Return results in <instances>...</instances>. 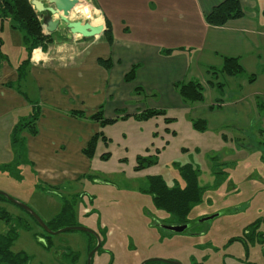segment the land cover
Listing matches in <instances>:
<instances>
[{
    "label": "rangeland",
    "instance_id": "1",
    "mask_svg": "<svg viewBox=\"0 0 264 264\" xmlns=\"http://www.w3.org/2000/svg\"><path fill=\"white\" fill-rule=\"evenodd\" d=\"M106 4L112 5L109 10H114L112 18L117 20L113 24L114 34L137 39V20L132 18L137 13L135 2L106 0ZM81 6L92 15L91 0H77L78 8L69 20L92 23L81 12ZM9 27V21L3 23L5 38L11 35L12 41L14 37L19 39V35L23 37L20 31ZM61 28L65 30L63 25ZM222 80L231 86L230 78ZM19 86L32 101L35 87L30 83ZM142 98V102L123 103L124 113H109L105 117L119 119L123 114L129 118L97 128L96 134L102 133L107 141L97 142L88 173L59 185L41 182L28 162L27 140L37 136V123V134L32 136L28 129L22 130L14 148L10 125L0 124V192L28 207L49 230L74 227L95 233L101 247L90 264H142L149 259L179 264H264V131L259 134L249 130L245 135L226 131L227 136L237 140L225 143L210 135L197 142L185 134L181 113L170 111L168 117L175 116L172 119L178 124L168 129L180 134L176 138H171V134L165 137L163 117L147 123L133 119L145 109H158L150 103H156L155 98ZM166 142L168 146L154 166L134 171L137 156H152L155 150L165 148ZM106 154L108 159L102 160L101 156ZM186 164L199 171L201 201L189 212L188 230L173 233L161 228L176 226V221L156 209L147 193V178L160 176L168 187L183 188L177 166ZM2 215H7L9 225L16 229L11 251L27 256V264H87L96 245L93 234L83 231L47 235L29 213L0 199ZM214 215L218 216L203 222ZM8 228L0 220V234Z\"/></svg>",
    "mask_w": 264,
    "mask_h": 264
},
{
    "label": "crops",
    "instance_id": "2",
    "mask_svg": "<svg viewBox=\"0 0 264 264\" xmlns=\"http://www.w3.org/2000/svg\"><path fill=\"white\" fill-rule=\"evenodd\" d=\"M133 1L137 5V13L132 16L137 20V39L114 34L117 20H113L114 10H109L113 7L107 6L106 0H91L93 19L97 21L90 24L105 30L108 22L111 44L102 34L84 39L60 26L53 33V44L33 50L28 57L21 35L11 41V35L5 38L4 28L3 37L0 31V124L10 125L13 131L29 118L32 105L39 106L38 134L28 137L27 159L41 182L59 185L87 174L90 161L82 150L99 128L89 117L99 107L104 118L109 113H124L123 103L142 102L143 96L155 98L156 103H150L158 109L152 110L164 111L167 118L175 117H168L170 111L181 113L185 134L197 142L210 135L225 143L237 140L227 136L226 131L237 135L264 131V0H239L244 16L222 27L208 26L204 17L223 0ZM9 28L15 31L11 23ZM42 28L43 34L49 35ZM225 57L237 58L245 75L230 78L231 86L220 76L224 84L220 96L207 85V71L219 70ZM27 59L23 66L27 67L26 74L19 77L17 69ZM133 66H137L135 80L126 83L123 78ZM251 75L254 81L248 83ZM190 80L202 85L203 101L187 106L174 85ZM21 83L35 87L32 101L19 86ZM136 88L140 89L137 95ZM73 111L84 113L85 118H73L69 115ZM191 119L203 120L206 131L195 132ZM173 120L168 125L163 121V129L178 124ZM173 130L171 138L178 137L180 133ZM168 143L159 150L158 157ZM82 165L86 167L82 169Z\"/></svg>",
    "mask_w": 264,
    "mask_h": 264
},
{
    "label": "trees",
    "instance_id": "3",
    "mask_svg": "<svg viewBox=\"0 0 264 264\" xmlns=\"http://www.w3.org/2000/svg\"><path fill=\"white\" fill-rule=\"evenodd\" d=\"M244 16L243 8L239 0H223L219 5L214 7L210 13H208L204 19L208 26L222 27L229 21L241 19ZM9 21L13 29L22 33L23 45L27 56L37 48H45L48 45L54 43L55 35H44L43 24L39 15L33 10V7L29 0H0V31L4 22ZM103 39L107 44H111L113 41V35L111 26L108 22L105 23V30L102 33ZM1 46V41H0ZM28 62V59L23 61L18 67L17 72L19 77H23L26 74L27 67H23ZM102 63V62H101ZM106 64V63H105ZM137 66H133L131 70L124 76L123 81L131 83L135 80V73ZM210 80L207 85L220 95L224 89V84L219 81V77L228 78H240L243 77L244 71L239 64L237 58L225 57L222 60V67L219 70L209 69L208 71ZM254 76L248 77V83L254 81ZM140 89L136 88L137 94ZM174 90L177 92L179 98L184 104L190 106L194 103H200L203 101V87L195 80L187 82H180L174 85ZM221 96V95H220ZM219 104V103H218ZM73 118L84 119L85 115L82 112L73 111L69 113ZM40 116V108L37 104L32 105V110L29 118L21 122L16 126L11 134V145L14 148L17 138L22 130L28 129L32 136L37 134L36 123ZM163 117L165 124H172L173 119L167 118L166 113L161 110L146 109L133 116V119L138 122H147L153 118ZM129 117L127 115H121L119 119H105L103 117L102 107H99L95 114L89 117V120L97 123L99 127L104 128L107 125H112L118 120L125 121ZM191 126L195 132L203 133L206 131V123L203 120L191 119ZM165 132L175 135L174 132H170L165 129ZM263 133V132H262ZM102 140L106 144V138L102 133H97L88 141L86 147L82 150V154L87 159L94 157L95 148L97 142ZM155 154L147 157H136V166L134 171L154 166L158 161L159 150H155ZM102 160H107L108 155H102ZM177 170L181 180L184 183V187L180 188L177 185L168 187L165 181L160 176H150L147 178L148 190L147 193L151 196L152 201L156 209L166 214L171 215L176 225L189 224L187 217L191 208L201 201L202 189L198 184L199 171L191 164L177 166ZM0 199L7 201L4 197L0 196ZM5 214V213H4ZM0 220L5 222L9 226L5 234H0V264H27L28 257L23 253H13L11 247L16 240L15 226L9 225L10 219L7 215L0 216ZM51 231L54 232L53 229ZM150 264V263H147Z\"/></svg>",
    "mask_w": 264,
    "mask_h": 264
},
{
    "label": "water",
    "instance_id": "4",
    "mask_svg": "<svg viewBox=\"0 0 264 264\" xmlns=\"http://www.w3.org/2000/svg\"><path fill=\"white\" fill-rule=\"evenodd\" d=\"M31 5L33 6L35 12L39 14L42 24L45 27L48 34H52L57 31V29L60 26H64V28L69 31L72 35L80 36L84 39H90L97 37L101 35L104 32V27L99 26H93L89 22L86 21H73L71 22L69 20V16L73 9L75 8V5L77 3V0H31ZM56 18V19H54ZM0 196L4 197L7 201L10 203L22 208L27 213H29L39 224V226L44 230V232L47 235H57L60 233L68 232V231H83L86 233L93 234L96 236L95 233H93L90 230L84 229V228H74V227H68L64 228L59 231H51L47 228L45 224H43L39 218L25 205L20 204L16 202L15 200L9 198L7 195L0 192ZM218 215H214L208 218L203 219L204 221L212 220ZM190 227V224L187 225H176V226H161L166 231L173 232V233H183ZM97 239V246L89 253L87 264H90L91 257L96 252L98 246H99V239L96 236ZM147 263H164V264H179L177 262H171V261H164L160 259H149L144 261L142 264Z\"/></svg>",
    "mask_w": 264,
    "mask_h": 264
},
{
    "label": "bare ground",
    "instance_id": "5",
    "mask_svg": "<svg viewBox=\"0 0 264 264\" xmlns=\"http://www.w3.org/2000/svg\"><path fill=\"white\" fill-rule=\"evenodd\" d=\"M71 1H73V0H71ZM77 8H78V7H75V8L73 9V11H76ZM80 9L82 10L81 12H83V13L86 15V18H91L93 22H96V21H97V19H93V15L90 16V13L88 12V9H87L86 7L81 6ZM73 11H72V12H73ZM72 12H71V13H72ZM91 25H92V24H91Z\"/></svg>",
    "mask_w": 264,
    "mask_h": 264
},
{
    "label": "flooded vegetation",
    "instance_id": "6",
    "mask_svg": "<svg viewBox=\"0 0 264 264\" xmlns=\"http://www.w3.org/2000/svg\"><path fill=\"white\" fill-rule=\"evenodd\" d=\"M92 236H94V235H92ZM96 236H97V235H96ZM96 236H94V237H95V239H96ZM98 239H99V238H98ZM100 242H101V241H100ZM100 242H99V246H98V248H97L96 252H98V251H99V249H100V247H101V243H100ZM96 246H97V239H96V245H95V247H96ZM93 247H94V246H93ZM93 247H92V248H93ZM95 247H94V248H95ZM94 248H93V249H94ZM93 249H92V250H93ZM90 252H91V251H90ZM96 252H95V253H96ZM95 253H94V254H95Z\"/></svg>",
    "mask_w": 264,
    "mask_h": 264
}]
</instances>
